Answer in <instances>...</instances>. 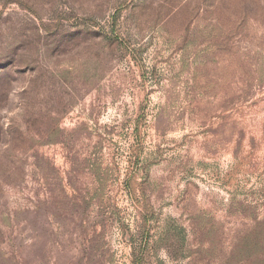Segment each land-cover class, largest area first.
<instances>
[{
  "label": "rangeland",
  "instance_id": "rangeland-1",
  "mask_svg": "<svg viewBox=\"0 0 264 264\" xmlns=\"http://www.w3.org/2000/svg\"><path fill=\"white\" fill-rule=\"evenodd\" d=\"M0 264H264V0H0Z\"/></svg>",
  "mask_w": 264,
  "mask_h": 264
}]
</instances>
